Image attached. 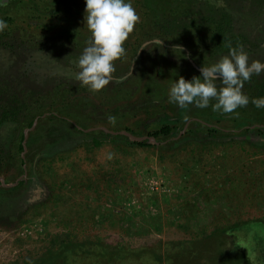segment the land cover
<instances>
[{
	"label": "rangeland",
	"instance_id": "374dc122",
	"mask_svg": "<svg viewBox=\"0 0 264 264\" xmlns=\"http://www.w3.org/2000/svg\"><path fill=\"white\" fill-rule=\"evenodd\" d=\"M73 24L64 22L58 29ZM79 24L85 26L83 20ZM240 32L251 49L243 46L249 62H264V22L255 28L245 25ZM126 40L131 48L127 55H134L128 62H113V82L100 91L77 79L79 56L32 55L31 80H61L77 88L66 104L43 102L31 126L18 131L23 135L24 164L15 175L6 168L0 175V213L11 214L0 218V264H23L58 246L61 237L96 251L147 248L166 260L172 252L185 253L192 243L204 241L224 221L264 219V135L254 131L264 133V110L256 114L246 106L225 114L212 110L215 100L203 109L179 108L169 101L172 82L199 77L201 66L218 60L205 54L201 42L179 49L169 42L154 46L151 40ZM13 61L0 52V73L12 74ZM21 73L16 69L15 75ZM261 84L264 72L253 75L242 92L250 97ZM211 115L215 125L216 116H222L217 126L235 133L244 130L238 126L243 121L239 116L246 117L252 132L234 136L242 143L227 139L225 145L202 152L210 141L201 133L196 136L203 143L195 138L179 143L181 148H158L193 129L194 121L211 120ZM164 124L173 127L170 139L148 136ZM13 132L10 127L5 134L18 139ZM94 139L101 144L95 145ZM135 142L156 148L137 147ZM234 189L241 191L231 192ZM243 192L252 197L243 202ZM234 244V251L241 247L256 263L248 244ZM189 259L183 258L184 264H191Z\"/></svg>",
	"mask_w": 264,
	"mask_h": 264
},
{
	"label": "trees",
	"instance_id": "16d2710c",
	"mask_svg": "<svg viewBox=\"0 0 264 264\" xmlns=\"http://www.w3.org/2000/svg\"><path fill=\"white\" fill-rule=\"evenodd\" d=\"M131 3L139 16V22L135 24L129 38H134L139 44L151 40V45L154 46H159L154 43L157 40L169 42L171 45L180 46L179 49L186 46L198 47L201 42L206 46L205 54L214 60L228 54L229 47L242 45L246 50H251L247 48V39H244L246 37L241 34L240 29L245 25L255 28L264 22V0H131ZM85 15L84 0H4L3 4H0V20L7 24L6 29L0 31V52L8 53L14 58L11 64L14 70L12 74L6 76L3 72L0 73L5 75L0 76V175L3 168L13 171L11 174L15 175L24 164L20 157L23 135L18 131L22 126H31L33 119L42 113L43 102L53 105L57 102L66 104L77 88L61 80H45L40 83L31 80L29 76L30 67L33 65L32 55L44 52L49 57L56 58L62 54L66 59L80 56L79 53L91 42L87 24L85 23L84 27L79 24L81 20L84 22ZM72 18L79 19L78 25L70 22ZM64 22L73 25L58 29L59 24ZM128 42H124L125 53L121 57V60L126 62L134 55H127L131 49ZM59 52L61 54H58ZM6 69L10 70V64ZM16 69L22 72L18 76L15 75ZM256 92L258 94L254 92L255 94L248 96L246 111L256 113L264 110L256 108L251 102L253 98L264 97V84H261ZM216 117V124L221 126L223 117ZM239 118L243 119L238 124L240 128H244L241 133L218 127L214 124V115H211V120L202 118L203 122L194 121L193 129L189 127L179 139L169 140L158 148L161 151L181 148L179 143L197 139L198 133L210 141L203 145L201 152L221 147L227 139L242 143L241 140L236 141L234 136L242 138L247 131H252L247 127L249 120L242 116ZM10 127H14L13 133L18 139L5 134ZM172 131L173 127L164 124L148 133V136L157 141L160 137L170 139ZM254 131L257 135H264L260 133L261 129L256 128ZM101 142L93 140L95 145H100ZM197 142L203 143L200 139H197ZM133 145L156 148L146 142H135ZM262 191L264 193V189ZM240 194L243 196V202L252 197L246 192ZM4 215L11 216L0 213V218ZM61 238L58 246L23 264H184L185 257H190L191 264H200L198 262L205 259V256L207 260L204 264H264V219L224 221L214 228L204 241L192 243L185 253L180 250L172 252L166 260L147 248L133 251L99 248L96 251L85 249V245L67 237ZM234 243L248 244L256 263L252 262L241 247L234 251Z\"/></svg>",
	"mask_w": 264,
	"mask_h": 264
},
{
	"label": "clouds",
	"instance_id": "9594fccd",
	"mask_svg": "<svg viewBox=\"0 0 264 264\" xmlns=\"http://www.w3.org/2000/svg\"><path fill=\"white\" fill-rule=\"evenodd\" d=\"M4 0H0L3 4ZM84 23L91 33V42L78 58L77 79L92 91H100L113 82L114 61L125 53L124 42L133 31L139 16L131 0H84ZM7 24L0 20V31ZM162 41H154L161 44ZM143 48V47H141ZM199 77L185 80L179 77L169 88V101L179 108L195 105L207 108L210 100L213 111L236 114L235 110L249 103V97L242 92L244 84L253 75L264 72V62L253 60L242 45L229 47L228 54L209 65L201 66ZM216 81L221 83L217 87ZM256 108H264V97L253 98ZM114 122V117L108 118Z\"/></svg>",
	"mask_w": 264,
	"mask_h": 264
},
{
	"label": "water",
	"instance_id": "95a60500",
	"mask_svg": "<svg viewBox=\"0 0 264 264\" xmlns=\"http://www.w3.org/2000/svg\"><path fill=\"white\" fill-rule=\"evenodd\" d=\"M24 138H26V136H24ZM133 140H135V141H139V139H136V138H132Z\"/></svg>",
	"mask_w": 264,
	"mask_h": 264
}]
</instances>
